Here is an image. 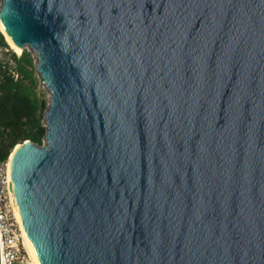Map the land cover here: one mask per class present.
Returning a JSON list of instances; mask_svg holds the SVG:
<instances>
[{"label":"water","instance_id":"95a60500","mask_svg":"<svg viewBox=\"0 0 264 264\" xmlns=\"http://www.w3.org/2000/svg\"><path fill=\"white\" fill-rule=\"evenodd\" d=\"M0 29L48 92L5 168L32 264H264V0H0Z\"/></svg>","mask_w":264,"mask_h":264},{"label":"trees","instance_id":"16d2710c","mask_svg":"<svg viewBox=\"0 0 264 264\" xmlns=\"http://www.w3.org/2000/svg\"><path fill=\"white\" fill-rule=\"evenodd\" d=\"M4 39L0 33L1 43L7 46ZM10 53L17 76L0 69V161L24 140L40 145L45 133L42 115L47 100L40 93L33 57L26 49L19 55Z\"/></svg>","mask_w":264,"mask_h":264},{"label":"built area","instance_id":"2783aa9c","mask_svg":"<svg viewBox=\"0 0 264 264\" xmlns=\"http://www.w3.org/2000/svg\"><path fill=\"white\" fill-rule=\"evenodd\" d=\"M10 51L11 50L0 41V69L6 70L15 78L17 72L14 70V61ZM8 161V157L0 161V234L4 263L32 264L24 247L23 239L13 214L9 193V181L5 170Z\"/></svg>","mask_w":264,"mask_h":264},{"label":"bare ground","instance_id":"6f19581e","mask_svg":"<svg viewBox=\"0 0 264 264\" xmlns=\"http://www.w3.org/2000/svg\"><path fill=\"white\" fill-rule=\"evenodd\" d=\"M0 32L2 33V35H4L3 34V32H2V30L0 29ZM3 37H5V35L3 36ZM5 39H6V41H7V44L10 46L9 48L12 50V51H14L15 53H17V54H20V52H21V48L20 47H18V46H15L12 42H10L6 37H5ZM26 47V46H25ZM17 146V145H16ZM16 146L14 147V149L16 148ZM13 149V150H14ZM13 150L11 151V153L9 154V159L11 158V156H12V152H13Z\"/></svg>","mask_w":264,"mask_h":264},{"label":"rangeland","instance_id":"374dc122","mask_svg":"<svg viewBox=\"0 0 264 264\" xmlns=\"http://www.w3.org/2000/svg\"><path fill=\"white\" fill-rule=\"evenodd\" d=\"M1 33V32H0ZM2 36H4V35H2ZM5 37H3V39H4ZM6 39H4V41H5ZM5 42H7V41H5ZM7 44V43H6ZM8 46V48L10 47L9 45H7ZM10 49V48H9ZM24 49H26L27 51H29V49L28 48H24ZM11 50V49H10ZM12 51V50H11ZM13 53H14V51H12ZM30 52V51H29ZM31 53V52H30ZM15 54V53H14ZM17 54V53H16ZM19 55V54H18ZM38 86H39V89H40V93L41 94H43V96H44V98L47 100V95H48V92L46 91V89L44 88V86H43V84H41V82H40V80H39V78H38ZM31 263H32V261H31Z\"/></svg>","mask_w":264,"mask_h":264}]
</instances>
